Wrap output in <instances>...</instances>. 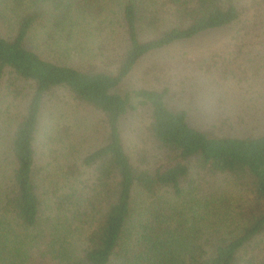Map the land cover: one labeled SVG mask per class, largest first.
<instances>
[{"label": "trees", "instance_id": "16d2710c", "mask_svg": "<svg viewBox=\"0 0 264 264\" xmlns=\"http://www.w3.org/2000/svg\"><path fill=\"white\" fill-rule=\"evenodd\" d=\"M260 6L0 0V264H264V133L191 127L185 110L166 103L167 84L119 92L142 60L250 23ZM85 45L106 67L80 63ZM61 95L91 109L101 130L77 161H59L41 177L47 165L38 167L34 141L46 102ZM130 114L146 116L137 160L121 126ZM208 179L228 181L242 198L207 192Z\"/></svg>", "mask_w": 264, "mask_h": 264}, {"label": "rangeland", "instance_id": "374dc122", "mask_svg": "<svg viewBox=\"0 0 264 264\" xmlns=\"http://www.w3.org/2000/svg\"><path fill=\"white\" fill-rule=\"evenodd\" d=\"M256 1L261 6L257 18H250V23L244 22L228 30L210 33L142 60L119 92L126 93L134 89L160 90L167 84L170 85V94L166 103L174 109L185 110L191 127L209 135L243 137L263 134L264 1ZM88 44L94 43L89 41ZM239 45L243 46L241 52L237 50ZM82 56L83 61L80 63H96L100 69L106 67L105 58L95 57V47L89 49L85 45ZM236 57L239 69L233 71L232 61ZM57 59L77 65L74 61L77 59ZM212 60L216 62L213 65L215 68L208 69L205 63L211 64ZM193 61L202 64L192 66ZM20 109V105L16 107V111ZM12 114L16 115L13 111ZM98 118L91 109L78 105L68 96L61 95V99L54 98L46 102L34 141L38 167L47 165L41 171V177L50 175L59 161H77L88 146L95 143V131L101 130ZM145 120L144 114H130L122 120L124 143L134 160H137V151L143 147ZM62 129L67 130V138L59 134ZM68 129L74 135H70ZM59 137L66 138L65 142L72 141L66 159L60 155L64 146L59 144ZM148 150L151 158L158 156L153 147L149 146ZM189 179L197 181L198 177L192 172ZM203 185L207 192L227 193L230 198L236 197L237 201L242 198V194L236 192L224 179H208ZM236 200L233 198L235 204Z\"/></svg>", "mask_w": 264, "mask_h": 264}]
</instances>
